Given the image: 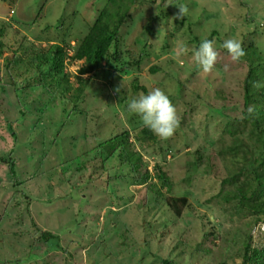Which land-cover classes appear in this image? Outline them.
Segmentation results:
<instances>
[{
	"label": "rangeland",
	"instance_id": "obj_1",
	"mask_svg": "<svg viewBox=\"0 0 264 264\" xmlns=\"http://www.w3.org/2000/svg\"><path fill=\"white\" fill-rule=\"evenodd\" d=\"M107 3L0 0V264H243L244 243L264 250V215L223 195L253 182L245 164L259 142L250 133L255 117L244 120L248 67L221 45L233 38L264 54V0H133L109 50L122 58H111L105 74L79 80L83 61H64L71 85L84 86L73 101L59 93L60 75L40 78L31 51L75 46ZM177 4L189 9L183 20L173 18ZM202 39L214 40L219 53L210 74L192 58ZM176 43L188 54L177 57ZM152 66L163 71L151 73ZM135 78L175 105L180 124L169 139L140 137V118L127 112L143 93L133 89ZM75 102L80 112L70 114ZM126 132L140 157L136 171L100 149L95 159L82 156ZM238 168H245L238 180L222 184ZM145 170L147 183H135ZM169 197L186 198L175 205L180 216ZM45 231L58 238L43 239Z\"/></svg>",
	"mask_w": 264,
	"mask_h": 264
},
{
	"label": "trees",
	"instance_id": "obj_2",
	"mask_svg": "<svg viewBox=\"0 0 264 264\" xmlns=\"http://www.w3.org/2000/svg\"><path fill=\"white\" fill-rule=\"evenodd\" d=\"M132 2L133 0H108L105 8L99 12L96 20L89 26L86 34L75 46L67 45L64 41L65 39H63L64 45L54 43L46 50L42 49L38 52L32 50L33 56L30 57L28 62L39 71L40 78L44 79V77L52 75V80L57 81V79H59L57 75H60L59 82L62 83L60 89H58L59 93L62 96H66V94L69 93L73 101L81 100L84 93V86L79 84L73 87L71 85L70 74H65L62 71L64 68V61L69 60V62L74 63V65H77V61H83L78 68L79 76H77V78L79 80H83L80 75L90 74L91 76L89 79H92L93 77L99 78L101 75L105 74V65L111 62V58L115 61L122 58V52L116 47L113 53H110L109 50L112 46L116 45L120 29L130 16L129 11ZM3 45L4 43L0 42V55ZM20 46L21 48L19 50L15 49L12 50V52L16 54L17 50H26V48H23L24 46L22 47V45H19V47ZM244 49L246 51V56L242 57L241 61L246 63L248 73L244 81L243 107L246 110L249 105L253 104L256 108L255 118L251 120L252 128L250 133L257 137V141L259 142V153L257 155H252L249 159L250 162L246 161L247 164H245L250 167L247 169V174L253 177V182H244L242 185L236 186L234 190L226 191L223 198L226 202L238 200L241 206L249 207L264 215V111L260 108L262 104L264 105V88L254 89L252 87L253 81L264 83V54L252 45L244 47ZM31 65L28 64V66ZM125 70L124 68H119V71L123 72ZM149 70L151 73H157V71H161L162 69L158 66H152ZM43 87H46L45 83H43ZM133 89L140 90L145 94L147 93V88L139 82L138 78H135L133 82ZM76 104L75 102L74 108L70 114L80 112L78 104ZM244 120H250V118L247 117V112L244 114ZM235 131L237 130H233L232 132ZM139 134L142 139H155V135L146 127H142ZM128 139L127 132L115 135L108 140L99 142L90 150H86L82 153V156L94 152L93 159H95L96 155H98L97 153L101 155L102 152L105 159L117 157L122 163H128L131 165L132 169L136 171L141 161L138 152L133 149V145ZM236 143L238 144V141H236ZM236 147H238V145L234 146V149H231L233 152L232 158L234 160H239L241 158L237 153L240 148ZM99 149L101 152H97ZM9 168L11 174H15L12 164ZM244 169L245 168H240L234 171V173L228 177L229 179L226 178L222 181V184L230 180V182L237 181ZM156 176L163 185H170L168 178L164 172L161 171L159 166H156ZM149 178L150 174L145 170L144 174H139L134 178V182L139 185H144ZM177 203L186 205L187 200L185 197H169L166 202L168 207L173 209L174 214L180 216V208L175 206ZM42 237L45 240H54L58 238L56 235L47 231L44 232ZM244 249L243 264H264V250L252 248L248 243H244ZM169 263L168 260L163 261V264Z\"/></svg>",
	"mask_w": 264,
	"mask_h": 264
},
{
	"label": "clouds",
	"instance_id": "obj_3",
	"mask_svg": "<svg viewBox=\"0 0 264 264\" xmlns=\"http://www.w3.org/2000/svg\"><path fill=\"white\" fill-rule=\"evenodd\" d=\"M176 7L178 11L173 18L183 20L189 12L187 5L177 4ZM214 45V40L202 39L199 47L193 50L192 58L203 73H212L217 63L219 53ZM221 47L227 50L228 55L233 61L238 62L242 57L246 56L242 43L236 39H226ZM173 51L177 57H182L188 54L189 49L182 43H176ZM252 87L254 89H261L264 88V83L253 81ZM115 91L119 93L120 87L118 86ZM127 112L128 114L137 115L140 118L142 126L148 128L162 140L172 137L180 124L175 105L160 88H153L146 94L140 93L137 97L131 98L127 103ZM246 112L247 117H254L256 115L255 106L249 105Z\"/></svg>",
	"mask_w": 264,
	"mask_h": 264
}]
</instances>
